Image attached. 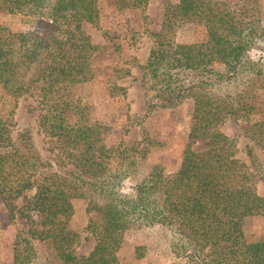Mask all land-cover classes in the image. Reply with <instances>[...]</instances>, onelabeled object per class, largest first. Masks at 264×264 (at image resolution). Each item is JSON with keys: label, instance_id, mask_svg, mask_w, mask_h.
<instances>
[{"label": "trees", "instance_id": "16d2710c", "mask_svg": "<svg viewBox=\"0 0 264 264\" xmlns=\"http://www.w3.org/2000/svg\"><path fill=\"white\" fill-rule=\"evenodd\" d=\"M111 1L118 9L141 11L148 2ZM164 1L159 30L147 31L150 43L140 67L147 107L189 104V140L174 172L146 167L138 153L146 147L123 146L126 155L116 158L120 143L105 147L100 135L105 127L89 122L71 98L74 84L96 74L100 46L82 22L98 20L100 0H0V10L41 24V31L0 27V84L20 99L39 83V125L57 140L60 162L43 157L28 126L0 116V198L29 221L16 231L12 264H132L121 262L117 251L133 230L159 231L166 252L190 254L196 259L191 264H264V237L248 240L243 228L247 218L264 215L257 187L264 182L257 151L264 155V111L255 110L252 99L264 65L249 54L264 42V16L254 7H230L220 0ZM181 21L202 24L204 39L177 42ZM121 71L130 73L113 68L109 89L125 94L115 81ZM232 118L246 119L242 144L219 128ZM196 140L207 147L193 149ZM127 177L135 181L130 192L122 189ZM75 199L101 218L88 224L95 242L85 254L74 252L79 233L69 225ZM32 211L40 214L39 227ZM35 240L50 248L53 262H38ZM144 248L135 245V255L143 256Z\"/></svg>", "mask_w": 264, "mask_h": 264}, {"label": "rangeland", "instance_id": "374dc122", "mask_svg": "<svg viewBox=\"0 0 264 264\" xmlns=\"http://www.w3.org/2000/svg\"><path fill=\"white\" fill-rule=\"evenodd\" d=\"M175 1V0H171ZM230 7H254L264 16V0H220ZM164 0H148L143 11L137 8L118 9L111 0H100L99 16L96 22H82V28L92 43L100 46L94 57L96 74L87 82L74 84L71 98L79 103L89 122L99 123L105 129L101 132V143L105 147L119 148L116 158L126 155L123 146L146 147L141 155V162L149 167L158 165L165 172H174L181 162L182 152L187 143L189 121V104L186 101L169 102L166 105L155 104L147 107L149 94L142 75L140 63L144 60L149 47L147 31H157L163 18ZM0 27L10 31H41V24L30 16L21 13H8L0 10ZM205 29L200 23L181 21L175 30L177 42L189 43L204 39ZM252 58L264 65V42H257L249 51ZM126 67L129 74L122 71L115 75L118 85L125 87L126 92H111L109 81L114 77L113 68ZM39 83H37L38 86ZM36 85V84H35ZM37 86L32 87L30 94L15 99L0 84V116L8 118L18 125L28 126L34 134L35 142L43 157L60 162L55 138L48 135L39 125V113L43 111L39 103ZM255 110L264 111V73L256 83ZM246 119H228L219 128L237 138L238 143L247 141L245 136ZM138 143V145H137ZM207 147L204 140H196L192 148L201 150ZM264 161V155L257 148ZM129 153H132L128 150ZM111 160H104L110 162ZM134 179L122 180V189L130 192L134 188ZM258 191L264 196V182L257 183ZM16 205L22 203V197L16 199ZM74 211L69 225L79 233L74 247L76 254L87 253L94 245L95 230L88 227L92 220L100 222V214L96 209H89L83 199L74 200ZM34 226L39 227L40 214L31 212ZM28 217L10 210L0 198V264H12V247L16 231L25 225ZM244 232L248 240L264 237V215L253 216L245 220ZM156 230H133L128 233L124 243L117 251L119 260L132 264H191L195 257L187 254L175 256L164 249ZM161 242L163 243L161 245ZM38 262L43 259L53 262L50 248L41 241L35 240ZM135 245H144V255L137 257ZM198 264V263H197Z\"/></svg>", "mask_w": 264, "mask_h": 264}]
</instances>
